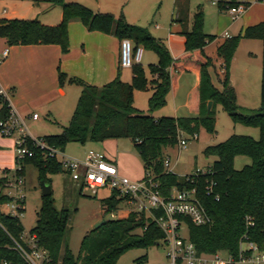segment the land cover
I'll return each instance as SVG.
<instances>
[{
    "label": "trees",
    "instance_id": "trees-1",
    "mask_svg": "<svg viewBox=\"0 0 264 264\" xmlns=\"http://www.w3.org/2000/svg\"><path fill=\"white\" fill-rule=\"evenodd\" d=\"M61 8L62 18L55 26H46L38 20L0 19V39L8 47L15 46H58L62 54L69 52L68 25L72 21L80 22L88 32H98L115 37L117 40H130L135 48L149 49L157 57V63L149 66V82L140 65L132 66V81L123 83L118 78L103 87H94L75 77H67L58 72L59 86L76 85L81 92L70 121L56 136L37 138L47 148L63 153L69 143H102L108 140L129 139L142 161L144 177L150 175L159 184L162 196H167L172 188H197L199 198L211 224L197 227L187 222L189 241L199 254L228 252L236 255L240 239L245 235L248 240L264 244V23L247 27L243 32L226 38L217 48L216 55L222 61L223 76L219 80L222 90L214 87L209 68L212 61L204 53V48L215 37L204 34L203 15L198 10L192 21L190 31H182L184 37V55L173 60L164 43L154 38L146 28L129 25L121 15L115 18L111 14H95L78 3H66L64 0H44ZM218 3L221 10L224 3ZM252 1L246 0V7ZM236 6V3H231ZM176 18L172 23L183 26L186 23L177 6ZM258 38L263 43L261 64L260 108L251 115L239 113L236 93L230 85L229 68L241 39ZM198 71L199 81L189 100L194 116L161 117L140 114L133 107L135 90H152L148 101L150 111L160 109L173 86L176 71ZM211 102V108L207 105ZM219 105L228 114L233 124L255 127L259 130L258 141L246 136H231L225 142L207 147L203 154L214 157L216 161L207 168L205 175L177 177L164 167L165 149L178 145L181 133L196 135L200 128L207 133H215V106ZM7 97L0 95V122H6L10 116ZM33 156L16 165L15 175L24 177L27 165L37 169L39 180L48 185L46 174L64 172L56 157L48 155L49 149H39L28 144ZM237 157L250 159L251 164L237 171L233 167ZM4 173L10 174L9 170ZM188 178V179H187ZM197 178V179H193ZM207 180L216 183L213 195H206ZM5 180L0 179V188ZM216 195L218 200H216ZM8 201L0 198V204ZM122 199L112 195L101 201L104 213L115 211ZM69 212L57 211L52 196L42 197L37 213L35 227L30 231L36 237L37 246L46 252L47 264H116L120 256L132 249L147 250L157 246L163 239L159 228L145 214L130 213L127 218L106 222L100 229L93 230L84 239L80 256L74 258L68 247L62 251L68 231ZM248 223L252 225L249 226ZM0 264L3 261L23 264L20 257L10 250L9 236L20 241L23 228L20 221L0 212ZM139 231V233H136ZM145 257L137 260L139 264Z\"/></svg>",
    "mask_w": 264,
    "mask_h": 264
},
{
    "label": "rangeland",
    "instance_id": "rangeland-1",
    "mask_svg": "<svg viewBox=\"0 0 264 264\" xmlns=\"http://www.w3.org/2000/svg\"><path fill=\"white\" fill-rule=\"evenodd\" d=\"M213 1L216 0H188L187 7L191 17L195 14L197 8L201 9L203 32L215 37V40L208 44L210 46L205 50V54L212 61V67L209 68L212 83L215 88L221 91L222 87L219 82L221 78L217 77L220 66L215 62L217 48L225 40L221 39V36L226 32L228 38L236 37L241 34L243 27L247 28V26L251 27L264 23V0L250 2L246 8V17L242 18V15L234 22L228 20V15L223 17L219 7L213 4ZM173 2L174 0H118L114 2V8H112L115 11L113 16L117 18L122 15L129 25L148 29L149 33L164 43L166 47H168L169 36L176 38V42L180 39V47L181 51H183L184 37L181 34L182 29L179 24L170 23ZM2 3L10 11L11 9L17 11L15 17H23L29 20L34 17L33 15H35L34 13L37 10V6H33L30 0H6ZM30 7L34 9H30ZM13 16L8 13L6 17ZM173 53L176 58L182 55L177 57L178 53L175 48ZM262 54L263 43L260 39L244 38L240 40L230 64L229 79L231 78L234 91H236L239 113L243 115L254 114L260 108ZM156 63L157 57L155 53L149 49H143L139 65L144 70L149 82L152 79L149 73V66ZM221 72H223V67ZM120 75V81L126 84L131 83V68L121 69ZM192 76V72H186L183 78L179 79V84L176 87H170L165 104L160 109L155 111H150L149 109L148 101L152 95L150 88L146 91L135 90L133 92V107L140 114L155 118L194 116L190 109L193 106V102L189 98L187 99L188 102L186 100V96H189L190 93V91L187 93V89L190 83L193 82ZM80 92V87L71 85L64 102H56L50 109L38 110L39 119L37 120L32 118L29 121L25 120L30 137L40 138L60 135L62 127H66L70 121ZM214 111L216 119L215 133L209 134L203 128H200L195 138L192 135L183 134L182 139L186 141L184 148L176 145L164 150V159L169 160V168L167 169L169 172L182 178L194 175L196 172L206 171L216 159L211 156L206 157L203 154L204 150L207 147L225 142L231 136H246L258 141L259 130L257 128L233 124L228 114L219 105L215 106ZM0 136L13 141L11 138L3 137L1 134ZM13 148L14 145L12 146ZM89 151L100 153L113 161L117 166L119 175L122 177L130 180H140L144 177L142 161L129 139L109 140L102 143L87 142L84 145L69 143L62 154H57L56 159L60 163L66 159L81 161ZM250 164V159L237 157L234 160L233 167L235 170L240 171ZM14 167V156L10 158L9 156H4L0 160L1 170H9L10 174H12ZM1 178L2 176L0 175ZM22 180L21 194L24 197V212L20 217V224L24 234H28L36 225L37 213L41 206L42 182L38 178L37 169L32 165L25 167ZM46 180L51 188V196L56 210L69 212L68 231L63 242L62 251L65 247H68L74 258L80 256L84 239L90 236L93 230L100 229L106 222L127 218L126 212L117 210L118 208L124 209L122 204L115 211L104 213L101 201L112 195L111 190L108 188L97 190L95 195L82 191L80 186L65 172L48 173L46 174ZM112 215L115 217H112ZM100 223H102L101 226L96 228ZM136 233H139V231ZM180 233L184 238L188 236L184 228L181 229ZM166 253L167 248L163 244L152 246L147 250L132 249L122 254L116 264H139L137 260L143 257H145L142 261L143 264H168Z\"/></svg>",
    "mask_w": 264,
    "mask_h": 264
},
{
    "label": "built area",
    "instance_id": "built-area-1",
    "mask_svg": "<svg viewBox=\"0 0 264 264\" xmlns=\"http://www.w3.org/2000/svg\"><path fill=\"white\" fill-rule=\"evenodd\" d=\"M219 0L213 1L218 5ZM236 6H231V3ZM224 9L222 13L227 14L234 22L242 16L246 10L244 0H224ZM5 13V10L3 11ZM9 55V50L4 49L0 53V64H2ZM143 49L135 48L129 40L120 42V67L130 69L134 65H139L142 59ZM0 95L5 94L0 90ZM6 97V96H5ZM33 120L38 116L33 115ZM0 134L13 140V151L15 164L33 156L29 149V142L39 149H49L47 145L37 138L30 137L25 121L18 117L13 110H10V116L6 122H0ZM180 134L178 146L184 148L186 141ZM196 135H193L195 138ZM50 157H56L58 151L48 150ZM62 154V153H61ZM63 171L75 181L82 191L96 194L97 190L108 188L114 192L118 198L122 199L121 204L124 209L118 208L119 212L145 214L150 218L163 234L160 244L167 248L166 257L168 264H264V244L248 240L244 235L238 245L236 255L228 252H217L213 254H199L195 246L189 241V236L184 238L180 231L185 229L188 233L187 222L197 227L211 224V218L201 202L197 188L177 189L172 188L167 196H162L159 191V184L154 181L150 175L140 180H130L122 177L118 173L116 164L100 153L89 151L83 160L66 159L61 163ZM164 167L169 168V160H164ZM17 167L12 174L0 172L5 182L0 188V198H6L0 204V212L6 216L20 221L24 212V197L21 194L23 178L15 175ZM168 171V170H167ZM207 171L196 172L195 177L205 175ZM12 175V176H11ZM188 179V178H187ZM197 179V178H193ZM216 183L213 180H207L205 186L206 195H213ZM216 200L218 196L216 195ZM112 217H115L112 215ZM251 226V223H248ZM2 228V226L0 225ZM3 229V228H2ZM11 245L8 247L15 252L23 264H47L48 256L45 251L37 246L36 237L30 233L20 236V241L9 236ZM1 264H13L3 261Z\"/></svg>",
    "mask_w": 264,
    "mask_h": 264
},
{
    "label": "crops",
    "instance_id": "crops-1",
    "mask_svg": "<svg viewBox=\"0 0 264 264\" xmlns=\"http://www.w3.org/2000/svg\"><path fill=\"white\" fill-rule=\"evenodd\" d=\"M4 1L6 0H0V19L29 20L23 17H15L17 11L15 9H11L10 11L5 5H2V2ZM30 1L33 6H37V10L34 13L35 15H33L35 20H38L41 24L46 26H55L59 24L62 18L60 6L53 5L44 0ZM64 1L66 3H78L95 14L102 13L114 15L115 11L112 8H114V2H117L118 0ZM177 6L182 14H184L183 16L187 19L183 26L179 24L180 28L182 31H190L194 15L191 17L188 12V0H174L170 23L178 24L172 23L173 19L177 16ZM30 9L34 8L30 7ZM4 10L5 13H3ZM198 10L201 9L197 8L196 12ZM246 11L247 9L245 12ZM8 13L14 16L7 18L6 16ZM220 13L223 17L227 15L222 13V11H220ZM246 15L247 12L243 14L242 18L246 17ZM120 16L121 15L118 17ZM33 18L30 20H34ZM228 20L231 21L229 16ZM245 28L246 27H243L241 29V33ZM226 34V32L222 34L221 39L228 38ZM68 36L69 52L67 54H62L60 48L54 45L8 47L5 40L0 39V53L4 49L9 50L8 58L0 64V90L7 97L9 106L13 112L24 121H29L33 115L38 116V110L50 109L56 102H64L67 98L68 90L71 88V85L64 84L62 87L59 86L58 72L65 74L67 77L78 78L86 84L98 88L103 87L116 78L119 79L121 76L120 73L123 68L120 67L119 40L113 36L104 35L98 32H88L78 21H72L69 23ZM180 45V39L176 42V38H172L171 36L168 37L167 49L171 53L170 55L173 60H178L184 55V50L181 51ZM209 46L210 45H207L204 48V53ZM174 48L177 49V57L182 54L180 57L176 58L173 53ZM215 57V62L220 66V71L217 73V77L222 79V61L217 55ZM186 72L193 73V82L190 83L187 93H189L188 91L194 93L199 81L198 71L190 69ZM186 72L177 73L175 71L172 74L174 77L173 87H176L179 84V79H182ZM230 84L234 89V86L231 83V78ZM190 93L189 96L187 95L188 97L186 96V100L190 97ZM172 117L180 118L178 116ZM63 128L64 127H62V129ZM12 146L13 141L4 139L0 136V160H2L4 156H9V158L14 156ZM1 171L2 170L0 169V172Z\"/></svg>",
    "mask_w": 264,
    "mask_h": 264
},
{
    "label": "water",
    "instance_id": "water-1",
    "mask_svg": "<svg viewBox=\"0 0 264 264\" xmlns=\"http://www.w3.org/2000/svg\"><path fill=\"white\" fill-rule=\"evenodd\" d=\"M211 105H212L211 102H209L208 105H207V109H208V110L211 108ZM41 188H42V197H49V196H51V188H50V186H48V185L42 183V184H41ZM101 224H102V223L98 224V225L96 226V228L100 227Z\"/></svg>",
    "mask_w": 264,
    "mask_h": 264
}]
</instances>
